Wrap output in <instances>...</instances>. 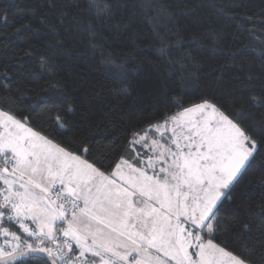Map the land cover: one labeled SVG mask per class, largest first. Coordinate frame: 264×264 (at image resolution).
Segmentation results:
<instances>
[{"label":"snow or ice","instance_id":"snow-or-ice-1","mask_svg":"<svg viewBox=\"0 0 264 264\" xmlns=\"http://www.w3.org/2000/svg\"><path fill=\"white\" fill-rule=\"evenodd\" d=\"M110 8L89 0L97 18ZM8 16L0 7V22ZM245 21L251 27L244 31L264 45V12ZM30 27L25 21L11 34L24 39ZM211 39L215 52L219 34ZM39 62L54 75L44 56ZM102 62L115 63L110 56ZM6 69L0 264H264V85L258 93H221L220 73L211 94L188 102L164 84V107L147 116L121 113L102 132L88 110L71 99L45 107L46 86L13 83ZM53 87L63 90L58 80ZM25 100L35 104L22 115L16 110ZM250 170L259 175L238 199L233 190Z\"/></svg>","mask_w":264,"mask_h":264},{"label":"trees","instance_id":"trees-1","mask_svg":"<svg viewBox=\"0 0 264 264\" xmlns=\"http://www.w3.org/2000/svg\"><path fill=\"white\" fill-rule=\"evenodd\" d=\"M107 3L109 14L97 18L95 9L89 10V0H0V7L7 6L9 12L8 22H0V70L7 66L13 83L46 86L41 92L45 107L71 99L88 110L102 132L107 120L121 113L147 116L164 107V84L168 94L188 102L211 94L220 73L224 76L221 93L252 88L258 93L264 85V45L244 31L251 27L246 17L264 12V0ZM17 9L25 11L21 15ZM25 21L31 27L21 33L24 39L12 35ZM212 32L219 34L215 52ZM237 48L241 51L230 56L228 50ZM28 49L30 56L24 55ZM40 56L49 61L53 76L40 69ZM109 56L115 63L102 62ZM57 80L63 84L62 91L53 87ZM123 89L130 95L114 94ZM34 104L35 100H25L16 111L27 115ZM258 175L259 171L250 170L232 195L239 199L248 180ZM247 194L254 195L252 186Z\"/></svg>","mask_w":264,"mask_h":264}]
</instances>
